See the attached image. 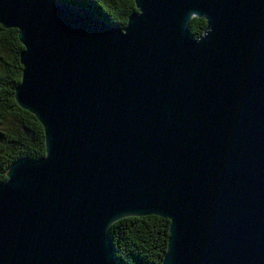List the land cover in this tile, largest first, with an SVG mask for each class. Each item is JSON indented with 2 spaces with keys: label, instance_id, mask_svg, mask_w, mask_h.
Wrapping results in <instances>:
<instances>
[{
  "label": "water",
  "instance_id": "water-1",
  "mask_svg": "<svg viewBox=\"0 0 264 264\" xmlns=\"http://www.w3.org/2000/svg\"><path fill=\"white\" fill-rule=\"evenodd\" d=\"M135 2L120 28L0 0L46 144L0 181V264H123L111 225L149 214L170 220L160 264H264V0Z\"/></svg>",
  "mask_w": 264,
  "mask_h": 264
},
{
  "label": "trees",
  "instance_id": "trees-1",
  "mask_svg": "<svg viewBox=\"0 0 264 264\" xmlns=\"http://www.w3.org/2000/svg\"><path fill=\"white\" fill-rule=\"evenodd\" d=\"M60 1L95 10L100 18L120 28L139 12L135 0ZM205 28L203 17H194L189 23L194 37H200ZM24 48L19 30L0 23V181L7 179L9 167L18 159H41L46 155L43 124L15 98L22 80ZM169 224L168 218L156 214L128 216L114 222L110 235L116 258L123 264H160L168 248Z\"/></svg>",
  "mask_w": 264,
  "mask_h": 264
},
{
  "label": "clouds",
  "instance_id": "clouds-1",
  "mask_svg": "<svg viewBox=\"0 0 264 264\" xmlns=\"http://www.w3.org/2000/svg\"><path fill=\"white\" fill-rule=\"evenodd\" d=\"M206 35H207V33H206Z\"/></svg>",
  "mask_w": 264,
  "mask_h": 264
}]
</instances>
